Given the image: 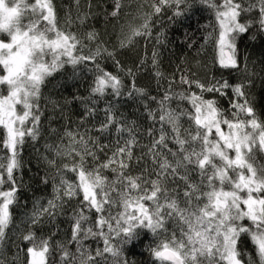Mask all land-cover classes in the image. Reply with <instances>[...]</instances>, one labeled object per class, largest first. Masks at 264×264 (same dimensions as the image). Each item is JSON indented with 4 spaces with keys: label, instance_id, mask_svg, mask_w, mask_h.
I'll use <instances>...</instances> for the list:
<instances>
[{
    "label": "snow or ice",
    "instance_id": "6c2138e0",
    "mask_svg": "<svg viewBox=\"0 0 264 264\" xmlns=\"http://www.w3.org/2000/svg\"><path fill=\"white\" fill-rule=\"evenodd\" d=\"M143 3L151 10L143 13L142 23H129L127 32L121 25L120 48L132 46L136 38L151 40L156 18L167 11L170 21L187 18L197 3L214 16L213 32L204 39L205 43L215 40L221 69L240 70L242 35L253 28L257 35L264 34V0ZM113 4L108 15L119 20L123 0ZM76 5L79 8L80 0ZM90 16L89 2L88 11L79 12L75 20L69 16L61 26L53 0H0V129L4 132L0 139V153H4L0 155V264H138L129 259L138 246L143 249L139 264H264V165L256 161L257 151L264 152V121L247 92L251 81L234 84L212 77L202 82L192 78L191 70L178 69L185 90L173 89V75L162 95L150 96L137 87L128 69L133 81L125 92L122 79L100 64L101 59L111 58L121 68L115 48L98 42L95 29L71 30L73 25L84 28ZM155 42L165 43L162 31L155 35ZM144 63L142 58L137 67ZM151 63L159 88L162 73L155 49ZM66 65L74 75L79 66L93 74L88 95L74 97L83 113L74 130L65 128L59 143L45 144L53 156L44 160L54 173L42 182L48 184L51 178L52 192L46 203L36 200L22 224L16 225L28 226L26 233L16 234L27 246L17 245L16 254L8 260L4 244L14 225L12 209L19 203L21 185L15 173L22 168L20 152L26 139L35 142L41 137L42 89ZM229 90L231 118L214 98H204L205 93L227 96ZM123 96L143 104L150 122L146 133L120 112L117 102ZM174 99L187 101L190 109L179 104L172 108ZM100 101L105 102L103 108L96 107ZM52 104L60 107L57 101ZM184 117L189 121L187 128L181 123ZM145 134L147 142L141 143ZM105 137L108 142L102 143ZM137 148L141 155L136 162L144 161V167L133 175L130 167ZM104 170H110L114 178L105 176ZM170 183L176 186L170 188ZM73 200L78 203L69 216L70 236L53 243L55 233L36 235V226L65 214ZM245 238L254 255L241 247ZM89 240L95 241L94 249L86 243Z\"/></svg>",
    "mask_w": 264,
    "mask_h": 264
},
{
    "label": "trees",
    "instance_id": "16d2710c",
    "mask_svg": "<svg viewBox=\"0 0 264 264\" xmlns=\"http://www.w3.org/2000/svg\"><path fill=\"white\" fill-rule=\"evenodd\" d=\"M57 10L58 22L61 26L65 25L66 19L71 16L73 20L79 12L88 11V4L91 3V16L88 19L84 28L78 29L77 25H73L72 31H84L95 29L99 34V41L103 42L110 50L115 48L117 52L116 59L120 61L121 68L118 69L115 61L111 58H104L100 60L101 66L108 72L118 75L125 86V92L131 87L133 76L127 75V70L132 69L135 77L137 87L145 88L148 95L159 96L162 95L163 90L168 87L169 80L175 75V84L173 89L177 92L183 91L187 86H182L179 83V77L182 70H191L195 73L193 79H199L202 82L215 77L217 79L228 80L231 83H239L245 80L251 81L247 89L249 98L253 102L258 118L264 121V34L257 35L256 29L253 28L251 32L242 35L238 40V53L240 58V70L221 69L216 63L217 51L215 49V40L205 43V36L213 32L215 26L214 16L211 10L206 9L200 4H195L192 11L187 14V18L181 17L176 20H169L170 11L161 14L156 18L153 26V38L145 40L143 38H136V43L130 47L120 48L118 43V36L121 33V25H124V31L127 32V25L132 23L138 25L142 23L141 16L144 12L150 11L148 4L143 3V0H123V7L119 15V20L110 17L108 13L113 10V0H80V6L77 8L76 0H53ZM143 5V6H142ZM212 25V27H205ZM163 32L165 43L157 45L155 42V35L158 32ZM256 36L255 39L252 37ZM87 43V41H86ZM191 43L192 47H188ZM95 48V44L91 45ZM159 53L158 70L162 73L160 80L161 87L157 86V79L154 75L156 69L153 68L151 57L153 50ZM87 51V50H86ZM145 59V63L141 67V59ZM245 64L247 65V72L244 71ZM91 67V65H89ZM82 66L77 68L76 75L73 74V69L70 65H66L64 69L54 74L48 79V82L42 89V99L40 101L41 116V137L33 142L26 139V143L21 149L20 156L22 159V168L15 173L20 182V191L17 199L19 203L12 209L14 225L9 230L8 238L4 244V256L11 260L12 256L16 254L17 245L21 248L27 245L17 239V233L27 232L28 226L23 224L25 213L30 212L36 200H42L44 203L50 198L52 192L51 178L49 183L42 182V178L46 175L51 177L54 169L48 167L45 156L51 158L53 153L46 151L45 144L59 143V137L63 135L65 128L75 129L83 107L76 96H87L89 85L92 82L93 74L89 71H81ZM192 91L199 92L193 86ZM229 90L227 96H220L219 94L205 93V99H215L217 106L225 111V115L231 118L229 111V97H231ZM52 101H57L60 107H54ZM105 102L100 101L96 107L103 108ZM184 108H189L187 101L173 100L171 107L176 108L177 105ZM156 107L155 104H151ZM117 107L124 117L129 120H135L140 129L146 133L149 126V121L146 118V113L143 104L139 99H129L127 96L119 98ZM103 113H100L102 118ZM181 123L184 128L189 126V121L186 117L182 118ZM56 129L53 133L51 130ZM83 130V129H81ZM4 132L0 129V139L3 138ZM108 137L102 138V143L108 142ZM146 134L141 139V143L147 142ZM67 144V138L63 141ZM4 153H0L3 155ZM111 154L110 152L108 153ZM141 155L139 148L135 149L134 157L131 161V174H139L144 167V161L137 164L135 157ZM100 159L103 161L105 156L100 154ZM256 161L260 165H264V152L257 151ZM67 162L60 161V163ZM150 164V161H149ZM91 167V165H89ZM104 175L109 179L114 178V174L110 170H104ZM70 179H75L74 174L68 173ZM194 180L198 177L193 176ZM177 183L182 184L181 181ZM175 184H169V187H175ZM8 185H5L7 188ZM78 203V200L71 201L65 208V214L57 215L55 220H44L42 225L35 227L37 236H48L52 233L53 243L56 241L65 240L66 236H70V221L69 216L72 208ZM94 249L96 247L95 241L89 240L86 242ZM242 248H246L254 255V249L250 242L245 238ZM74 250V246H73ZM143 249L139 246L134 250V255L129 259H135L138 264L143 259L139 253Z\"/></svg>",
    "mask_w": 264,
    "mask_h": 264
},
{
    "label": "rangeland",
    "instance_id": "374dc122",
    "mask_svg": "<svg viewBox=\"0 0 264 264\" xmlns=\"http://www.w3.org/2000/svg\"><path fill=\"white\" fill-rule=\"evenodd\" d=\"M4 94H6V90H4ZM224 130L227 131L226 126L224 127ZM233 155H234V153H233Z\"/></svg>",
    "mask_w": 264,
    "mask_h": 264
}]
</instances>
